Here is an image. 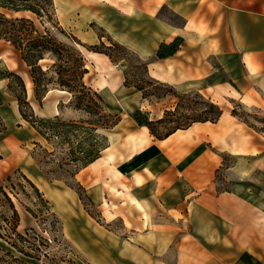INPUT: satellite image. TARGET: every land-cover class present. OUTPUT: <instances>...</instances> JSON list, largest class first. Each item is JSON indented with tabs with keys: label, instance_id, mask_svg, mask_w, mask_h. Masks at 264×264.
<instances>
[{
	"label": "crops",
	"instance_id": "crops-1",
	"mask_svg": "<svg viewBox=\"0 0 264 264\" xmlns=\"http://www.w3.org/2000/svg\"><path fill=\"white\" fill-rule=\"evenodd\" d=\"M53 3L60 25L86 46L117 43L155 80L202 93L223 113L157 138L133 116L147 100L125 85L122 62L86 47V84L121 115L100 156L75 174L101 218L75 187H50L26 149L41 134L21 113L7 76H0V177L22 165L36 171L60 203L24 174L83 264H264V130L233 113L236 102L264 113V0ZM176 40L174 54L157 57L162 44ZM16 72L30 90V74ZM220 181L231 188L219 189Z\"/></svg>",
	"mask_w": 264,
	"mask_h": 264
},
{
	"label": "rangeland",
	"instance_id": "rangeland-1",
	"mask_svg": "<svg viewBox=\"0 0 264 264\" xmlns=\"http://www.w3.org/2000/svg\"><path fill=\"white\" fill-rule=\"evenodd\" d=\"M39 2L45 6L42 15L32 11H6V14L11 18L31 19L37 30L34 35L53 39L54 47L58 50L56 56L46 53L45 58L40 61L39 64L46 74L36 71L39 81L36 85L31 75L32 68L22 59V53L10 41L3 39L0 40V73L6 69L15 73L9 79V89L15 97L20 98L27 119L41 134V141L35 145L29 142L26 149L41 172L46 174L48 181H53L50 187L72 185L79 188L80 183L75 174L100 154L107 143L109 130L104 126L115 121L110 113L119 114L109 111L94 90L87 93V90L81 92L77 88V83L82 81V71L87 69V49L60 25L54 6L49 0ZM99 32L104 34L100 30ZM104 44L100 49L111 53V59L114 62L121 61L125 67V85L142 91L147 100L142 111L154 121L165 119L164 122L158 121L154 124L160 134H166L179 124L192 122L187 118L195 117V109H207L203 101L211 98L202 93L203 98L195 92H188L190 95L178 92L173 86L152 78L146 63L132 52L119 46H111L108 41ZM109 46L111 47L108 48ZM81 57L84 67L80 66ZM8 58L15 59L19 67L13 68ZM17 70L30 74L33 81L30 90L18 76ZM75 80L77 83L71 82ZM62 81L71 82L73 90H67L61 84ZM234 107L238 115L250 125L264 130V113L260 108H249L239 102ZM51 108H55V112L50 111ZM169 110L173 114L168 115ZM25 172L47 191L48 196L60 203L49 185L35 177L36 171L29 166L22 165L20 168L4 171L0 177V185L15 197L14 204L20 220L15 233L11 229L15 223L14 211L0 192V233L3 236L0 237V264H83L82 258L65 237L58 216ZM222 175L221 171L218 177ZM230 188V181H220L219 189ZM79 195L89 211L101 218L99 210L92 204L83 186ZM17 233H21L24 238H20Z\"/></svg>",
	"mask_w": 264,
	"mask_h": 264
},
{
	"label": "trees",
	"instance_id": "trees-1",
	"mask_svg": "<svg viewBox=\"0 0 264 264\" xmlns=\"http://www.w3.org/2000/svg\"><path fill=\"white\" fill-rule=\"evenodd\" d=\"M49 1L54 6L53 0H49ZM44 7L45 6H43L39 2V0H0V40L4 39L7 41H10L13 44V46L15 47V49L22 53V59L32 68L31 75H32L33 81L36 85H38V83H39L38 78L36 77V71L40 72L41 74H46L43 67L39 64L40 61L45 58L46 53H51V54L56 56V52L58 50L54 47L55 43L51 37L45 38L42 35H34V33L37 30L35 28L34 22L31 19L25 18V17L11 18V17L7 16L6 11H16V12L32 11V12L36 13L37 15H42V9ZM54 9H55V7H54ZM100 35L102 36L101 33H100ZM74 38L77 39L75 36H74ZM77 40L82 45L87 47L88 49L106 53L107 55H109L110 58H112L111 53H109L106 50L100 49V46H105L104 42H101L100 45L86 46L79 39H77ZM111 43H112V44H110L111 46L115 45V46H119V47L124 48L123 46H121L117 43H113V42H111ZM179 44H180V40H176L170 44H162L161 47L159 48V50L157 51V57L163 58V57L174 54L176 52ZM111 46H109L108 48H110ZM80 60L82 61L80 66L84 67L85 65L83 64V57H81ZM146 66H147V64H146ZM87 72H88V68L86 70L84 68V70L82 71V74H81V78H82L81 82L77 83V80L71 81V82H76L77 86H78L77 88H80L81 92H85L87 90L88 91L87 93H90L91 90H93V89L90 86H88L84 80L85 74ZM14 74L15 73H12V71H10L9 69L8 70L6 69L5 71H2V73H0V76H7L9 78H12L14 76ZM18 76H20V78H22V80H24L20 74ZM71 82L62 81L61 84L64 87H67L68 88L67 90L72 91L73 86L71 85ZM9 88L11 89V84H9ZM139 89L142 90L143 88H139ZM94 92L104 102L101 95L98 94L95 90H94ZM195 94L199 95L201 98H203V95L201 93L195 92ZM184 95H190V94L184 93ZM17 99L19 101L21 113L23 114L24 118L27 119L25 113L22 110V107L20 104V98L17 97ZM104 104H105V102H104ZM203 104L207 107L206 110L199 111V110L195 109V112H194L195 117H193V118L188 117L187 118L189 121H192V122H190L188 124L187 123L179 124L173 130L168 131L164 135L160 134L157 131V129L154 127V124L158 121L164 122L165 119L162 118V119H159L158 121H154V120L150 119L148 114L144 113L140 109L136 110L133 113V116L139 125H145V126L149 127L151 133L155 137L164 138L166 136H169L171 133H173L177 129L187 128L188 126H190L194 122L216 121L220 118V116L223 113V108L218 103L214 102L211 99H209V100L207 99L206 101H203ZM105 106H106V104H105ZM233 113L238 115V112L236 111V109H233ZM167 114L171 115L173 113L169 110V111H167ZM110 115L115 117V121L112 122L111 125H105L104 126L108 129L113 128L117 123H119V121L121 119V117L117 114H111L110 113ZM28 121L32 124V122L30 120H28ZM106 145H107V143L104 145L102 150L105 148ZM100 154H101V152H100ZM100 154L98 156H96L95 158H93L89 163L95 161L100 156ZM30 181L33 183L32 180H30ZM34 186H36V185L34 184ZM73 187H75V186H73ZM36 188L40 192V190L37 186H36ZM75 188L77 189L78 193H80V188L82 189V186H81V184H79V188L78 187H75ZM0 192L4 196V198L6 199V202H8L10 204L11 208L14 211L15 223L11 229L13 230V232L16 233L17 228H18V224H19V220H20V215H19V212L16 209L15 204H14L15 197L14 196L12 197L10 195V193L6 189L3 188L2 185H0ZM41 194H43V193H41ZM46 201L49 203V201L47 199H46ZM17 235L20 238H24V236L21 233H17ZM0 237H3L2 233H0ZM7 253H10V251H7Z\"/></svg>",
	"mask_w": 264,
	"mask_h": 264
},
{
	"label": "bare ground",
	"instance_id": "bare-ground-1",
	"mask_svg": "<svg viewBox=\"0 0 264 264\" xmlns=\"http://www.w3.org/2000/svg\"><path fill=\"white\" fill-rule=\"evenodd\" d=\"M29 84V83H28ZM53 90V89H52Z\"/></svg>",
	"mask_w": 264,
	"mask_h": 264
}]
</instances>
